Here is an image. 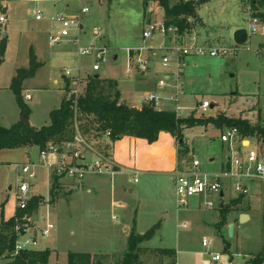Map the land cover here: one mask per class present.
Here are the masks:
<instances>
[{
    "label": "rangeland",
    "instance_id": "1",
    "mask_svg": "<svg viewBox=\"0 0 264 264\" xmlns=\"http://www.w3.org/2000/svg\"><path fill=\"white\" fill-rule=\"evenodd\" d=\"M174 1L176 0H171ZM194 1L198 3L196 15L188 20L197 36L211 44L207 46L226 48L228 53L188 54L180 68H177L174 60L167 66H162L160 49H152L159 65L153 70L158 73V80L164 73H169L167 87H161L160 90L164 94H170L174 92L172 85L176 80L179 81L178 103L182 106L179 111L181 116H246L255 123L258 121V109L264 111V33L248 34L247 40L242 44H236L233 39L236 29H247L249 26V17H252L249 0ZM69 3L74 9L77 8V2ZM57 4L54 6L51 2L0 0V12L6 16V21L0 24V41H5L4 61L0 68V125H10L17 119L20 108L8 88L9 79L17 67L28 65L31 45L36 48L38 59L43 63L33 77L23 81L22 94L28 106L29 123L35 127L49 123V111L57 108L64 93H67L61 77L64 68L73 75L79 71L81 76L88 73L114 77L124 96L133 102H142L145 93L150 91L141 80L126 77L125 68L129 48L141 44H160L165 40L160 34L145 40L141 36L147 21L163 20V10L157 2L84 0V5L89 10L82 21L80 45H94L105 49V61L100 62V68L96 72L92 71L94 57L78 55L77 46L72 42L64 41L56 46L48 44V22L36 20L31 11L35 7L41 8L44 13L45 8L56 11L62 2ZM258 11L264 13V7H258ZM94 28H97L96 32ZM114 54L117 56L116 60L113 58ZM54 79H57L56 83L53 82ZM26 92L30 94V98H25ZM203 100H208L213 106L203 110L200 107ZM169 104L174 105L173 102ZM21 117L22 115L19 120ZM226 128L208 124L184 131L185 143L191 149L189 159L195 158L199 161L201 173L215 174L221 170L223 143L220 141V134ZM133 140L124 135L110 145V150L113 144L115 150L121 149L126 160L132 162L136 159L141 163L134 167L141 171L134 174L137 180H133L130 172L127 177L131 186H134L133 192L122 191L117 187L118 176L110 178L87 174L94 181H100L98 192L81 191L74 196L72 203L67 205L60 202L53 210L48 190L49 171L51 176L52 173L58 176L57 182L61 185L57 190L62 195L74 191L80 182L75 178L58 175L44 165H35L34 183L44 198L30 188L29 198L33 195L41 197L38 209L30 215L31 226L39 238L35 249H44L46 241H54L55 251L48 248V264H65L69 251L97 254L123 252L134 217L139 233L146 231L153 223L162 224L151 239L140 244L147 247L140 252L141 264H170L172 260L175 264H211L210 253L216 252L226 255L232 264H248L264 249V179L248 180L247 195H237L232 188L225 185L222 197L218 193L193 196L184 205H178L174 184L169 173L165 172L169 164L158 163L156 158L148 155V149L144 146L151 143L144 138L137 139L136 143ZM252 145H257L259 152L264 155L262 141L256 140L255 144L252 140ZM223 146L226 149L227 145ZM32 147L30 152L36 161L39 155L36 146ZM24 148L30 147L14 148L0 153V211L2 203L7 210L14 202L17 186L14 163L25 161ZM170 164L173 166V159H170ZM111 181L116 185L112 200L124 201L129 212V226L125 229V234L122 231L121 208L110 204ZM224 183L229 184L227 180ZM210 200L213 206L208 207L206 202ZM16 208L18 206L15 201V210ZM242 212L247 214L244 220H241ZM47 221L52 222L54 227L49 236L45 237L39 232ZM230 224L234 226L231 236L228 234ZM203 237L209 240L208 246L202 245ZM165 248L172 249L174 256L159 251ZM5 254L6 252L0 255V264H13L14 258L6 257ZM16 255L18 253L15 251L11 253V256ZM104 262L113 264L112 259ZM222 263L223 260L216 264Z\"/></svg>",
    "mask_w": 264,
    "mask_h": 264
},
{
    "label": "trees",
    "instance_id": "2",
    "mask_svg": "<svg viewBox=\"0 0 264 264\" xmlns=\"http://www.w3.org/2000/svg\"><path fill=\"white\" fill-rule=\"evenodd\" d=\"M148 1V0H146ZM158 3L163 10V20L166 24H175L183 31L192 27L188 19L196 15L198 3L194 0H152ZM204 1V0H202ZM258 7H264V0H249V9L252 17H258L264 21V13L258 11ZM5 52V41H0V65ZM42 65L30 47L28 52V65L19 67L11 78L9 88L20 108V114L28 112L22 94V83L26 78L33 77L36 70ZM83 89L75 98H68L64 93L60 105L49 111V123L40 127L25 124L21 120L9 126L0 125V150L19 147L36 146L38 150L44 149L48 144H60L72 139L74 135V120L79 121V127L85 133L101 136L109 132L108 139L101 144L103 149H110V142L124 135L144 138L148 143L157 140L161 131L170 133L176 142V168L188 164L191 149L186 145L184 131L194 126L235 127L240 137L264 139V120L260 118L252 123L244 117H227L223 115L200 117L194 114L187 116L177 115L173 109H157L151 104L142 103L140 107L129 105L121 99L118 82L115 78L85 74L82 78ZM68 83L64 87L67 92ZM259 110V109H258ZM50 187V199H55V190L58 187V176L52 173ZM41 203L40 196H31L24 209L16 208L12 217L5 219L1 213L0 219V255L13 257V264H48L49 249H31L18 252L11 256L17 237L15 225L21 223L24 214L31 215ZM264 223V214H263ZM159 223H154L146 231L139 233L135 229V223L127 236L126 248L118 254H97L82 251H69L65 264H105V260L112 259L113 264H141L140 252L144 249L140 244L151 239ZM163 254L174 256L172 249H160ZM264 260V249L255 255L248 264H261ZM170 264H175L172 260Z\"/></svg>",
    "mask_w": 264,
    "mask_h": 264
},
{
    "label": "built area",
    "instance_id": "3",
    "mask_svg": "<svg viewBox=\"0 0 264 264\" xmlns=\"http://www.w3.org/2000/svg\"><path fill=\"white\" fill-rule=\"evenodd\" d=\"M30 2H77V9L72 14L54 13L46 14L41 8L35 7L32 13L36 20H46L50 26L47 33V42L50 46H56L64 41L72 42L77 47L78 55H92L94 63L92 71L96 72L100 68V62L105 61V49L98 46L80 45V37L82 34V21L88 13V7L84 5V0H28ZM6 21V16L0 12V24ZM94 32L97 28L93 29ZM247 35L251 33H264V21L258 17H249V26L246 29ZM155 34H160L163 37L170 36L176 41L170 47H160L161 65L167 66L171 60H174L176 67L180 68L183 64L185 56L188 54H206L217 55L226 54V48H214L205 44H200L198 36L194 31L193 26L186 28L183 31L175 24H166L164 20L150 21L142 29V39L150 38ZM144 46L137 48H129L127 50L130 56L126 72H129L133 67L138 72H145L148 69V60L141 56V51ZM64 76L68 79V90L66 96L74 97V105L76 97L81 94L83 89V76L79 74L73 75L70 70L63 69ZM160 87L165 85V79L159 80ZM82 87V88H81ZM174 92L168 96H162L158 91H148L144 95V103L151 104L157 109H160L163 99L174 103L173 110L177 115L182 106L178 103L179 81L172 85ZM26 98H30L27 94ZM210 106L208 100H203L200 107L206 110ZM74 135L71 140L60 144H48L44 149L38 151L40 163L31 162L14 163L17 170L16 181L17 186L14 191V197L18 208L24 209L29 200V191L32 182L35 180L36 173L35 165H44L49 170L54 171L58 175L82 180L87 174L105 175L113 177L117 173L124 171L113 159L111 150L105 151L101 146L102 142L108 139L109 132H105L101 136H91L85 133L79 127V121L74 120ZM247 138L240 137L238 130L235 127H228L220 134V141L228 146L230 155L227 158L224 167L215 174H204L200 172V163L197 159H192L188 164H184L181 168H175L173 172V184L178 205H184L189 198L193 196L212 195L223 193L224 186L232 188L237 195H247L248 186L246 181L252 179H264V159L261 157L257 148L251 147L245 150L243 141ZM112 142L109 144L111 145ZM229 184H225L224 181ZM222 197V196H221ZM208 207L213 206L212 201L206 202ZM184 226V225H183ZM54 225L47 221L41 233L48 237ZM17 234L14 251L16 253L24 250L35 249L39 243V238L33 232L31 226L30 215L24 214L21 217V223L15 225ZM203 246L209 245V240L203 237L201 240ZM211 264L223 260L222 264H230L228 258L222 253H210Z\"/></svg>",
    "mask_w": 264,
    "mask_h": 264
},
{
    "label": "crops",
    "instance_id": "4",
    "mask_svg": "<svg viewBox=\"0 0 264 264\" xmlns=\"http://www.w3.org/2000/svg\"><path fill=\"white\" fill-rule=\"evenodd\" d=\"M51 3L54 6H56V5H58L57 3H59V2H56V3L55 2H51ZM45 9H46V14H54V13L72 14V13H74L76 11L75 9H77V8L75 7V9H74V7H72L69 2H62L60 8H58V10H56V11L55 10L52 11V10H50L48 8H45ZM160 11H162V10L160 9ZM198 15H199V17H201V15L199 13H198ZM201 21H202L203 26H204L205 25V22H204L203 18H202ZM148 22H150V21H147L146 24ZM163 38L165 40H164L163 43H160V44H155V45H153V44L151 45L150 44V45H147V46H144V44H141V45L132 47V48H137V47H141V46H144L145 47V49H143L141 51V56L147 58L148 64H149L148 65V69L145 72H138V71H136V69H134L132 67L129 72H126L128 63L131 62L130 61V56L128 55L127 65H126V68H125V74H126V77H128V78H132V79H135V80H141V82L144 84V86L147 89H150V91H158L159 93H161L162 96L165 97V96H168L169 94H164V93L161 92V90H160L161 87L158 85V83H159L158 73L157 72L154 73L155 71H153L159 65H158L157 57H155L156 55H154V53L152 52V49L153 50H158L160 47H170L172 44L175 43L176 40L173 37H170V36H166V37H163ZM198 41H199L200 44L211 45L208 42H206L205 40L201 39L200 37H198ZM30 47L33 49V51H34V53H35V55L37 57V60L40 61L38 59L39 57H38V53L36 51V48L33 45H31ZM113 58L116 60L117 56L114 54L113 55ZM3 61H4V57H3ZM3 61L1 63V65H0V68H1V66L3 64ZM40 62L43 63L42 61H40ZM131 64H132V62H131ZM13 75H11V77L9 79V85H10V81H11V78L13 77ZM61 77L64 79L63 80V82H64L63 88H64L65 85H66V83H68V79L64 76V74ZM112 78H114V77H112ZM161 79H165V85L164 86H166L167 85V80L169 79V73H164ZM53 82L56 83L57 82V79H54ZM9 85H8V88H9ZM164 86H162V87H164ZM1 88L2 87L0 86V89ZM118 88H119V86H118ZM119 90H120V93H121V99L123 101H125L127 104H129V105H135L137 107H140L141 104L143 103V101L142 102H140V101L133 102V101L127 99L124 96L122 90L120 88H119ZM27 94H29V93L26 92L24 95L26 96ZM165 103L166 104H169L170 101L169 100H166V99H163L162 105H165ZM210 105L213 106V104H210ZM173 107H174L173 104H169V106H164V107L161 106L160 109H173ZM259 111H260V115L259 116H261V119L264 120V111H263V109L259 108ZM20 116H21L20 111H18L17 112V119H16V121L19 120ZM244 118H248V117L244 116ZM16 121H13V123H15ZM251 122L253 123V121H251ZM29 124L32 125L31 123H29ZM7 126H9V125H7ZM130 137L134 139L133 140L134 143H136L137 139H139L138 137H132V136H130ZM252 140L256 144L255 138H247L246 141H243V146L244 147L243 148H240L239 147L238 150L239 151H240V149L241 150H245L248 147L251 148V147H254V146H255V148L258 149V146L257 145H252ZM140 143H141L140 145H143L142 142H140ZM262 143L264 144V139H263ZM223 145H224V143L222 144V152H223V154L221 156V158H222V161H221V169L224 167L225 162H226L227 158L230 155V150L228 149V146L225 149V147ZM144 147H147V149H148V155L151 156L152 158H156L158 160V163H162V164L163 163H167V164H169V166L166 167L165 172H168L169 173L170 178H171V182H173V172H174V170L176 168V148H177L174 137L170 133L161 131L159 133L158 138H157L156 141H154L151 144H149V146H144ZM32 148L33 147L24 148L23 152L25 153V157H24V160L25 161H23L22 163H26V162H31V163H35V164H39L40 163V159L34 161L32 155H31V152H30L31 151L30 149H32ZM36 149H37V152H38L39 150H38L37 147H36ZM115 149H114V144H113V148L111 149V155H112L113 159L115 160V162L122 169H124V171H121L120 173H117L115 175V176H118L117 177L118 178L117 179V185H118L117 187L120 190H122V191L133 192L134 191V186H131V182L128 181L127 177H128L129 172H130L131 174H133V180L136 181L137 178L135 177L134 174H136L138 172H141V171H138L134 167L136 165H140L141 163L138 162V160H136V159H134L132 162L126 160L125 159V155H123L122 152H121V149H118V150H115ZM8 150H10V149H2V150H0V153L3 152V151H8ZM260 155L264 159V155L261 152H260ZM170 159H173V166H171V164H170ZM145 172H147V171H145ZM146 175H148V174H146ZM96 177H98V176H96ZM47 179H48V187H49L48 190H49V197H50V187H51V182H52V177H51L50 171H49V174L47 176ZM39 180H41V178L38 179V181ZM94 180L95 179L93 177L91 178V177L85 176L82 180L78 181V182H80L77 185L78 188H76L74 191L69 192V193H67L65 195L60 194L59 193V190H57V188L60 187V185H61V184H59L60 182H58V187L55 190V199L53 201H51V204H52L51 205V209L53 208V210H55L57 204L60 203V202H65L67 205H69L70 203H72L74 196H76L81 191H86L87 193L88 192H95V193H97L98 190L100 189V183H99L100 181H94ZM252 180H256V179H252ZM252 180H249V181H252ZM34 181L32 182L31 187H30L31 188V191H34L35 193L41 195L44 198V196L40 192L37 191L38 189L35 186ZM247 182L248 181H246V185H247ZM109 188L111 190V196H110L111 202H110V204L111 205H114V206H117L118 208H121V211H120L121 213L120 214H121V219H122V231H123V234H125V229H127V227L129 226L128 216H127V214L129 212H127V210H126L127 209L126 203H124V201H121L120 199H118V200H112V193H113V190L115 191V188H116L115 182L113 184V182L111 181L110 182V185H109ZM9 189H10V187H9ZM56 193L57 194L59 193L58 196H57ZM223 195H224V191H223L222 194H220V196H223ZM69 196H71V197H69ZM68 197H69V199L66 200V198H68ZM57 198H59V199H57ZM3 204L4 203H2V208H1V211H0V219H1V213L3 214V217L5 219H8V218L12 217L13 214H14V212H15V198H14L13 204L11 205V207L7 208V210H6V205L3 206ZM242 213H244V212H242ZM244 214H246V213H244ZM133 221L135 223V217H134ZM158 223H159V228H160L162 226V224H161V222H158ZM183 225L185 226V224H183ZM159 228L157 230H159ZM135 229H136V223H135ZM136 231H137V229H136ZM53 242H54L53 240L46 241L45 242V247H47V248L50 247L52 252L55 251V247H54V243ZM141 247L142 248H147L146 246H142V245H141ZM107 254H110V253L108 252ZM228 261H229V259H228ZM230 264H232V262H230Z\"/></svg>",
    "mask_w": 264,
    "mask_h": 264
},
{
    "label": "water",
    "instance_id": "5",
    "mask_svg": "<svg viewBox=\"0 0 264 264\" xmlns=\"http://www.w3.org/2000/svg\"><path fill=\"white\" fill-rule=\"evenodd\" d=\"M233 39L234 42L236 44H242L247 40V30L245 28H238L234 31L233 33ZM95 77H98V74H94ZM23 123L25 124H29V120H28V113L27 111H24L22 114V117L20 119ZM222 194V193H221ZM241 216V220H244L245 218H247V215L244 213L240 214ZM233 231H234V226L232 224L229 225L228 227V234L231 236L233 235ZM47 248V247H45Z\"/></svg>",
    "mask_w": 264,
    "mask_h": 264
}]
</instances>
